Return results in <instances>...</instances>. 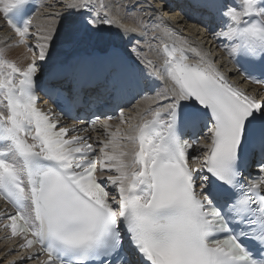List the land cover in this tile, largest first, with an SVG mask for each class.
<instances>
[{
  "label": "snow or ice",
  "instance_id": "obj_1",
  "mask_svg": "<svg viewBox=\"0 0 264 264\" xmlns=\"http://www.w3.org/2000/svg\"><path fill=\"white\" fill-rule=\"evenodd\" d=\"M145 3L67 0L59 31L48 27L34 37L26 70L0 64V198L17 209L5 227L23 239L22 248L39 245L34 258L46 257L42 264H264V99L229 84L182 39L171 46L163 40L156 64L138 44L150 30L172 34ZM31 4L0 0V16L21 43L32 38ZM193 6L216 11L221 23L214 35L236 74L264 85V0H243L239 9L233 0ZM65 37L95 53L76 74L103 80L93 101L119 112L106 121L123 123L132 101L148 105L138 124L110 132L99 151L85 137L69 138L60 117L53 120L37 104V73ZM53 94L61 116L65 106L81 103L78 92ZM100 119L93 114L80 122L94 126ZM193 148L204 149L199 169L189 164Z\"/></svg>",
  "mask_w": 264,
  "mask_h": 264
},
{
  "label": "bare ground",
  "instance_id": "obj_2",
  "mask_svg": "<svg viewBox=\"0 0 264 264\" xmlns=\"http://www.w3.org/2000/svg\"><path fill=\"white\" fill-rule=\"evenodd\" d=\"M66 2L67 0H39L38 13L33 18L32 24V33L34 37L45 31L48 27H51L53 31H59L60 20L57 16L58 14L65 12L62 5ZM103 2L109 5L118 6L122 0H103ZM129 2L135 3V0H129ZM148 4L154 5L156 11L160 12L164 21V24L161 25V27H167L168 31L172 34L171 38H169L164 36L159 30H150L147 36H143V42L139 43L138 47L144 49L150 59L156 64H160L161 60L159 57L163 51L162 41L167 40V43L171 46L173 39H182L187 41L188 45L198 48L206 59H210L214 62L215 67L219 69L220 72H225L233 77L238 83L240 82L236 71L232 67L226 49L221 46L220 41L216 39L213 30L207 29L201 24L190 20L184 12L171 8L165 2L160 3L159 0H146L144 7L147 8ZM113 11H119L122 16L127 15L123 9L118 7H113ZM140 11H142V9H139L137 13L132 15L137 16ZM161 16L155 17L157 23H159ZM143 19L147 22L149 18L143 17ZM128 22L133 23L131 17L128 19ZM28 40L32 43L34 49V46L37 43L36 39L29 38ZM13 43V34L0 16V52H3L8 58L16 61L22 67H28L35 55L34 50L31 54H27L24 47H13V50H11L12 55L9 56V54H7V51H9L7 48ZM149 45L152 46L151 49H149ZM92 53L93 50L90 47L82 44L70 43L65 37L56 45V56L54 60L51 63H48L47 61H45V63H47L48 66L57 63H66L81 59ZM255 92L256 90H252V93ZM147 106L146 103H141L140 108L133 105L129 109L124 110L123 123H121V120L118 118V120L113 122H102L99 126L94 128L93 139L98 145V151L99 147H102V142H107V140L110 139L108 135L110 132H114L119 128L121 134L128 133L132 126L138 124L140 122L142 110ZM105 124L109 125V127L105 128ZM121 143L128 144L126 140H121ZM202 143H207V141H202ZM125 150L130 152L132 151V148L128 147ZM202 150L203 149H199V155ZM16 249L17 247H15L13 243L4 241L2 239V234L0 233V264H13V262H16L14 264H34L30 262H21V256L14 255Z\"/></svg>",
  "mask_w": 264,
  "mask_h": 264
},
{
  "label": "rangeland",
  "instance_id": "obj_3",
  "mask_svg": "<svg viewBox=\"0 0 264 264\" xmlns=\"http://www.w3.org/2000/svg\"><path fill=\"white\" fill-rule=\"evenodd\" d=\"M7 50H9V51H7V54H9V56H11L12 55L11 54V50H13V48L12 47H8Z\"/></svg>",
  "mask_w": 264,
  "mask_h": 264
}]
</instances>
